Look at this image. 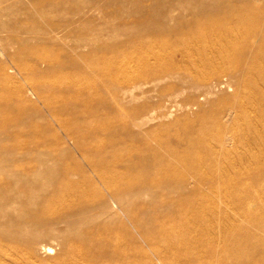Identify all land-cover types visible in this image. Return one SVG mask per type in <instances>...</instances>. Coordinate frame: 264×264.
Wrapping results in <instances>:
<instances>
[{"label": "rangeland", "instance_id": "374dc122", "mask_svg": "<svg viewBox=\"0 0 264 264\" xmlns=\"http://www.w3.org/2000/svg\"><path fill=\"white\" fill-rule=\"evenodd\" d=\"M0 264H264V0H0Z\"/></svg>", "mask_w": 264, "mask_h": 264}, {"label": "bare ground", "instance_id": "6f19581e", "mask_svg": "<svg viewBox=\"0 0 264 264\" xmlns=\"http://www.w3.org/2000/svg\"><path fill=\"white\" fill-rule=\"evenodd\" d=\"M59 167V166H58ZM64 168V167H63ZM64 170H65V168H64ZM42 176V175H41ZM74 177V176H73ZM70 178V177H69ZM52 179V178H51ZM53 181V180H52ZM11 184V185H10ZM10 187H14L15 185H14V182L12 181V182H10ZM115 207V206H114ZM42 249H44L45 251H46V254H48V255H51L52 253H53V249L52 248H48V247H44V248H42Z\"/></svg>", "mask_w": 264, "mask_h": 264}]
</instances>
